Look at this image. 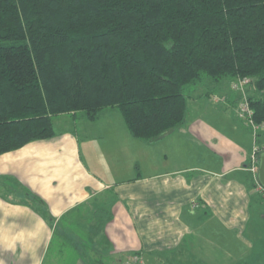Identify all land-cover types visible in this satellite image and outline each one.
Wrapping results in <instances>:
<instances>
[{
  "label": "crops",
  "instance_id": "obj_1",
  "mask_svg": "<svg viewBox=\"0 0 264 264\" xmlns=\"http://www.w3.org/2000/svg\"><path fill=\"white\" fill-rule=\"evenodd\" d=\"M230 82H212L219 112L236 107ZM213 109L154 142L132 137L114 108L95 122L63 115L69 128L55 138L0 155V178L22 189L0 187V264H264L251 238L264 218L251 170L264 123L256 138L234 109L215 122ZM92 137L89 161L94 149L81 141Z\"/></svg>",
  "mask_w": 264,
  "mask_h": 264
},
{
  "label": "trees",
  "instance_id": "obj_2",
  "mask_svg": "<svg viewBox=\"0 0 264 264\" xmlns=\"http://www.w3.org/2000/svg\"><path fill=\"white\" fill-rule=\"evenodd\" d=\"M206 77L264 93V0H0V155L55 138L59 116L110 108L158 141Z\"/></svg>",
  "mask_w": 264,
  "mask_h": 264
},
{
  "label": "rangeland",
  "instance_id": "obj_3",
  "mask_svg": "<svg viewBox=\"0 0 264 264\" xmlns=\"http://www.w3.org/2000/svg\"><path fill=\"white\" fill-rule=\"evenodd\" d=\"M238 79H241V78H238ZM238 79H236V80H233V81H231V80H229V79H224V81L223 82H229V81H231L230 83H231V89H229L230 90V92L233 94V99H234V103H235V101H237L236 103V107H234L233 109L235 110V113H236V108H237V106L239 105V103L242 101V97L243 96H246L247 95V99H248V101L250 102V100H249V93L247 92V87L249 88V86L251 87V89H252V83H251V81H250V79H249V83L247 84V85H245L244 86V88H243V90H240L241 88H239L238 86L236 87V89H235V87H234V84H237L238 83ZM212 82H213V80L212 79H210V78H208V77H206V79L203 81V83H201L197 88H195V87H191L190 89H188V94H190L191 93V91L193 90V92L191 93L192 94V98L190 99L189 98V115H188V120H187V123L191 120V116L193 117V116H196V117H199L200 115H202V114H205L204 112L205 111H199L200 109H204L205 107H207V109H210V107L212 106L214 109L213 110H218L216 113H213L214 115H212V116H210V120L211 121H214L215 120V118L216 117H218L220 114L221 115H224V114H226V116L227 117H229L230 116V118H231V116L234 114V110L231 108V107H225L226 108V111H224V110H222L223 112H219V106H222V103L220 102V105L218 104V103H215L214 102V100L215 101H218L219 99L221 100L222 98H224V96H222L218 91L216 92L214 89H213V85H212ZM211 92V91H214V94H212V95H210V97H208V96H206V95H202L200 98H199V95H201L202 93H207V92ZM253 91V90H252ZM251 91V92H252ZM236 94H237V98H235L236 97ZM215 98V99H214ZM237 99V100H236ZM200 100H204V102L203 103H201L200 102ZM219 102V101H218ZM250 105H251V103H250ZM222 108V107H221ZM115 110H117L118 112H119V110L117 109V108H114ZM221 110V109H220ZM120 113V112H119ZM209 113V112H208ZM121 114V113H120ZM233 117H234V115H233ZM235 118V117H234ZM62 120V119H61ZM219 120V119H218ZM218 120H216V124H217V121ZM235 120H238V119H235ZM239 121H241V122H243L242 120H240L239 119ZM215 122V121H214ZM55 123H56V130L57 131H61V129H66V128H69V125H68V123H64L63 121H57L56 119H55ZM185 124L184 125V127H187V125L188 124ZM244 123V122H243ZM78 130H80V128H78ZM80 134H82V133H80ZM81 144H82V146L83 147H85L86 145H89L90 144V146H91V149H94L93 150V153H91V152H89V161L91 160V159H95V157H91V156H94L95 155V152H96V150H98L99 149V140L97 139V138H95V137H92V139L91 138H89V140H82L81 141ZM85 150L86 149H84L83 150V155H85L86 154V152H85ZM90 163V162H89ZM97 168V167H96ZM108 178H110V179H112L113 178V176H111L110 174H108V176H107ZM1 179V178H0ZM117 179H127V178H123L122 176H120L119 178H117ZM21 183V182H20ZM4 184H7L8 186H10L13 190H17V189H19V190H22L21 189V186L18 184V180H14V179H11V180H6V179H1L0 180V187L2 186V185H4ZM22 185V184H21ZM98 206L97 205H95V206H93V210H94V208H97ZM102 208L104 207L105 209H109L108 207H106V204H102V206H101ZM93 210H91L92 211V213H93ZM254 219V218H253ZM94 223H95V221H94ZM261 225L262 226H258L259 227V231H260V234H261V236H258L257 237V240H256V238L255 237H252L251 236V238L253 239V240H255V241H260V242H262L263 244H264V218L261 220ZM80 231L82 230L81 229V227H79L78 228ZM251 232L252 233V235L254 234L253 233V230L250 228L249 230H248V232ZM81 233V232H80ZM75 234V233H74ZM74 234L73 233H71V236H72V243H76V241H75V237H74ZM94 234H95V232H94ZM76 235V237H77V239H79V241H80V243H82V239L80 238V234L79 235H77V234H75ZM247 235L250 237V235L247 233ZM74 237V238H73ZM92 241H94V240H92ZM84 244H86V242H84ZM59 250V240H58V237L56 236L55 237V239H54V244L51 246V248H50V250H49V253H48V257H50L51 256V253H54V252H57ZM260 251L264 254V248H261L260 249ZM264 256V255H263Z\"/></svg>",
  "mask_w": 264,
  "mask_h": 264
},
{
  "label": "built area",
  "instance_id": "obj_4",
  "mask_svg": "<svg viewBox=\"0 0 264 264\" xmlns=\"http://www.w3.org/2000/svg\"><path fill=\"white\" fill-rule=\"evenodd\" d=\"M238 83L234 84V87L238 86L241 88L240 90H243L244 86L249 83L248 78H241L238 79ZM247 95L242 97V101L239 103V105L236 108V115L237 117L242 120L243 122L247 123L248 126H250L251 130L254 133V136L257 138L258 131L260 130L261 124H258L255 120V112L252 109L250 102L247 99ZM264 150V141L262 145H256L254 147V153H253V167L251 168L252 172L255 174V176L258 175V154ZM256 192L260 193L264 198V186L258 182L256 185Z\"/></svg>",
  "mask_w": 264,
  "mask_h": 264
},
{
  "label": "water",
  "instance_id": "obj_5",
  "mask_svg": "<svg viewBox=\"0 0 264 264\" xmlns=\"http://www.w3.org/2000/svg\"><path fill=\"white\" fill-rule=\"evenodd\" d=\"M258 179L259 182L264 186V153L259 157Z\"/></svg>",
  "mask_w": 264,
  "mask_h": 264
}]
</instances>
